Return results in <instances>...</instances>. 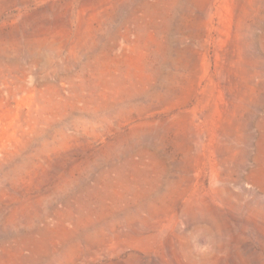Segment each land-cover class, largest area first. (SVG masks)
Masks as SVG:
<instances>
[{"label": "rangeland", "instance_id": "obj_1", "mask_svg": "<svg viewBox=\"0 0 264 264\" xmlns=\"http://www.w3.org/2000/svg\"><path fill=\"white\" fill-rule=\"evenodd\" d=\"M0 264H264V0H0Z\"/></svg>", "mask_w": 264, "mask_h": 264}]
</instances>
